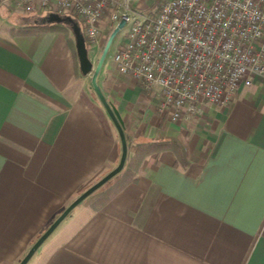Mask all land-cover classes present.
I'll use <instances>...</instances> for the list:
<instances>
[{
    "label": "crops",
    "instance_id": "obj_1",
    "mask_svg": "<svg viewBox=\"0 0 264 264\" xmlns=\"http://www.w3.org/2000/svg\"><path fill=\"white\" fill-rule=\"evenodd\" d=\"M14 12L0 3V264H17L120 156L65 35L47 16ZM125 76L103 73L98 85L121 116L127 153L170 143L100 207L98 192L78 203L26 264H264V77L225 107L173 122L156 86Z\"/></svg>",
    "mask_w": 264,
    "mask_h": 264
},
{
    "label": "built area",
    "instance_id": "obj_2",
    "mask_svg": "<svg viewBox=\"0 0 264 264\" xmlns=\"http://www.w3.org/2000/svg\"><path fill=\"white\" fill-rule=\"evenodd\" d=\"M134 2L0 0L11 11L71 17L99 54L105 35L129 21L112 59L142 88H158V110L173 122L225 107L240 85L264 77V0H162L145 11Z\"/></svg>",
    "mask_w": 264,
    "mask_h": 264
},
{
    "label": "water",
    "instance_id": "obj_3",
    "mask_svg": "<svg viewBox=\"0 0 264 264\" xmlns=\"http://www.w3.org/2000/svg\"><path fill=\"white\" fill-rule=\"evenodd\" d=\"M47 21H65L70 24L74 35H75V45L76 52L78 56L79 68L83 74H87L91 72L90 81L93 87L94 92L108 113L112 123L114 124L116 131L118 133L119 141H120V156L117 164L107 171L103 176L97 179L95 182L87 186L84 190H82L74 199H72L65 208L52 220V222L46 227V229L35 239V241L30 245L26 253L21 257L17 264H26L30 257L33 255L35 250L40 246V244L49 236V234L54 230V228L59 224V222L84 198H86L89 194L95 191L98 187L104 184L108 179L118 173L125 162L127 156V140L123 130V123L121 116L115 106L108 100H106L103 95L99 85L96 82V77L101 67V64L106 55L107 49L111 43L112 38L118 29L124 24V19H121L118 25L109 33L107 36L105 43L101 49L100 55L94 65L87 55V50L85 47L84 37L80 32V28L78 24L69 16H59L54 13H51L47 16Z\"/></svg>",
    "mask_w": 264,
    "mask_h": 264
},
{
    "label": "rangeland",
    "instance_id": "obj_4",
    "mask_svg": "<svg viewBox=\"0 0 264 264\" xmlns=\"http://www.w3.org/2000/svg\"><path fill=\"white\" fill-rule=\"evenodd\" d=\"M135 8L137 10H141V11H145L147 9V6L145 4V0H140V2H137L134 4ZM48 13V10L47 9H43V10H37V11H34V12H31V13H27V12H23L21 11L20 9H17L15 10V12L13 13L14 15H17V14H21V15H36V16H40V17H43V16H46ZM54 25L56 26L57 30H59L60 32H62L65 37H66V40L68 41L71 49L73 50V52L75 53L76 55V61L78 63V66H79V62H78V56H77V52H76V39H75V35H74V32H73V29L71 27L70 24L66 23L65 21H54L53 22ZM12 24V23H11ZM128 27H129V21H127L114 35V37L112 38L111 40V43L107 49V52H106V55L104 57V60L101 64V67L99 69V72L97 74V77H96V82L97 84L100 83V78H101V75L104 73L108 76H121V77H124V78H128L126 77L124 74L122 73H119L118 69H117V66L115 64V62L113 61L112 59V55L113 53L115 52L116 48H117V45H118V42L120 41V39L123 37V35H125V33L127 32L128 30ZM80 32L81 34L83 35L84 32H83V28L80 26ZM106 38H107V35H105ZM84 37V35H83ZM105 38V40H106ZM84 41H85V47H86V50H87V55L88 57L91 59V53L93 52V48L92 46L89 44V42L85 39L84 37ZM92 63H93V67L95 65V59H92ZM91 75V72L90 74ZM88 85H89V88L91 89V91L93 92L94 94V97L95 99L98 101L97 103H99V105H101V107L105 110V108L103 107L102 103L100 102L99 98L97 97L96 93L94 92L93 90V87L91 85V81L88 82ZM106 111V110H105ZM107 113V112H106ZM108 116V114H107ZM109 117V116H108ZM110 119V117H109ZM114 179L112 180H109V182L107 184H105L104 186L108 185L110 182H112ZM100 187H98L95 191H93L92 193H97L99 192V189ZM89 195H92V194H89ZM86 199V198H84ZM83 199V200H84ZM89 199V198H88ZM88 201V200H87ZM81 202V201H80ZM79 202V203H80ZM75 209H79V208H74L73 210H71L60 222L59 224L54 228V230L49 234V235H52L53 233H55L57 230H59V228L62 227V225H64V223L67 221V219H69L71 213H73L74 211H76ZM47 238V237H46ZM41 245V244H40Z\"/></svg>",
    "mask_w": 264,
    "mask_h": 264
},
{
    "label": "trees",
    "instance_id": "obj_5",
    "mask_svg": "<svg viewBox=\"0 0 264 264\" xmlns=\"http://www.w3.org/2000/svg\"><path fill=\"white\" fill-rule=\"evenodd\" d=\"M54 21H51L53 24ZM49 23H43L42 28L48 26ZM38 25V24H34ZM127 140V139H126ZM170 143L169 140H146L141 142H136L134 150L131 153H127L124 165L122 169L108 179L104 184L100 186L97 197L94 200V205L96 208L100 207L105 201L111 198L120 188L130 181L136 179V174L140 163L143 158L152 152H156L163 148L165 145ZM129 143L127 142V148ZM114 179L108 185L104 186L109 182V180Z\"/></svg>",
    "mask_w": 264,
    "mask_h": 264
}]
</instances>
